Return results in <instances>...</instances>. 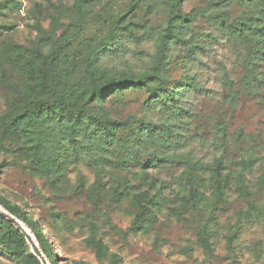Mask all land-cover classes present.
Wrapping results in <instances>:
<instances>
[{"label":"rangeland","instance_id":"374dc122","mask_svg":"<svg viewBox=\"0 0 264 264\" xmlns=\"http://www.w3.org/2000/svg\"><path fill=\"white\" fill-rule=\"evenodd\" d=\"M222 1L183 0L189 23L174 31L183 42L171 46L161 81L94 103L118 126L90 154L76 156L63 139L60 166L47 169L36 159L60 138L48 135L23 156L18 147L32 145L25 127L17 146L12 136L2 142L0 123V198L39 222L53 264H264V0ZM172 6L173 0H0V119L33 97L36 81L27 67L36 50L59 52L53 63L61 91L77 101L88 89L79 63L112 27L124 39L121 52L104 58L100 70L145 74L157 61L150 34L168 23ZM76 25L84 30L78 36ZM208 36L218 42L204 43ZM203 43L205 52L190 53ZM190 83L197 90L185 104ZM178 111L184 120L165 117ZM166 125L170 140L145 147L144 128ZM48 126L61 129L47 120L39 128ZM186 172L203 200L189 197ZM0 264L20 262L0 244Z\"/></svg>","mask_w":264,"mask_h":264},{"label":"trees","instance_id":"16d2710c","mask_svg":"<svg viewBox=\"0 0 264 264\" xmlns=\"http://www.w3.org/2000/svg\"><path fill=\"white\" fill-rule=\"evenodd\" d=\"M229 1L223 0L222 3L225 4ZM239 1L252 2L254 0ZM182 2L183 0H173V13L168 23L165 24L161 31L150 34V37L154 38L158 43L157 61L154 67L143 75L112 76V73L108 69L100 70V65L104 58L112 57L116 53L121 52V48L118 46H120V43L124 39L117 33V29L112 27L105 40L92 48L83 61L79 63V68L86 74L88 79L87 92L79 101L68 99L65 93L61 91V87H63L61 86L62 81L57 75L59 67L58 65L54 66L53 63V60L58 58L59 52L47 55L37 52V50L34 51L33 58L36 61L34 59L29 61L27 74L36 81L35 93L23 105L0 119L2 142L8 136H12L17 138V146H19L18 139L21 138V129L25 127V137L31 140L32 145H20L16 152L23 156H29L31 150L38 146L40 140L44 139V137L51 135L55 139L60 138L57 145H53L48 151L46 158L38 157L36 159V162L46 166L47 169L56 170L60 166L61 151H64L62 150L64 147L61 140L66 139L67 142L69 141V146L73 148L75 155L80 157L93 152L97 146V141H110L117 131L118 124L108 118L100 117L94 107V103L113 93H122L128 90L144 91L151 84L161 81L162 66L170 60L171 46L183 42L181 38L179 39V37L174 35V31L176 27L184 28L189 23L187 15L182 12ZM80 27L78 25L75 26L77 36L84 31ZM121 39L122 41H119ZM215 42H218L217 37L208 36L204 43L211 44ZM204 43L202 45H193L190 53L198 56L199 51L205 52ZM186 87L183 99L185 100V104H188L189 95L195 92L197 88L191 83L187 84ZM189 87L192 89H188ZM51 88L55 89L51 91ZM152 98L156 99L157 97L153 96ZM177 113L180 114H167L165 117H169L175 121L184 120L185 113L179 111ZM45 120L49 121V125L53 124L55 127H60L61 129L57 131L50 126L47 129L39 128V126L45 123ZM62 134L64 137H61ZM141 137L145 147L153 149L158 144L159 139L161 141L170 140L172 137L171 125H166L161 130L157 127H146L142 131ZM218 173L220 174V172ZM185 177L189 185V197L196 201L203 200V194L194 187L195 181L190 173L186 172ZM216 182L217 193L223 195L221 181ZM0 206L25 224V227L34 235L33 239H35V243L38 245L47 263L53 264V248L49 240L43 235L39 222L32 216L24 213L19 207L9 203L6 199L0 198ZM134 225L141 228L143 227V222L137 219ZM0 244L3 246V251L15 256L20 264H43L39 257L31 252V246L25 234L1 214ZM95 244H97V249L103 252L105 248L103 243L95 242Z\"/></svg>","mask_w":264,"mask_h":264},{"label":"water","instance_id":"95a60500","mask_svg":"<svg viewBox=\"0 0 264 264\" xmlns=\"http://www.w3.org/2000/svg\"><path fill=\"white\" fill-rule=\"evenodd\" d=\"M0 214L2 216H4L5 218H7L10 222H12L13 224H15L18 227V229H20L25 234L29 245L32 247L33 253L37 257H39V259L42 261L43 264H48L47 261H46V259L43 256V254L39 250V248H37V245H36L33 237L29 234V232L27 231V229L25 227H23V225L17 219H15L14 216H12L11 214H9L6 210H4L1 207H0Z\"/></svg>","mask_w":264,"mask_h":264}]
</instances>
